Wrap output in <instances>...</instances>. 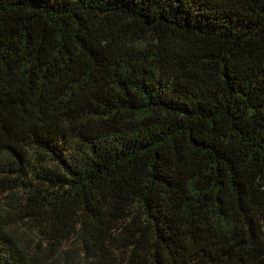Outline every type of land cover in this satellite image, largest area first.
Instances as JSON below:
<instances>
[{"label": "trees", "instance_id": "16d2710c", "mask_svg": "<svg viewBox=\"0 0 264 264\" xmlns=\"http://www.w3.org/2000/svg\"><path fill=\"white\" fill-rule=\"evenodd\" d=\"M0 264H264V0H0Z\"/></svg>", "mask_w": 264, "mask_h": 264}]
</instances>
